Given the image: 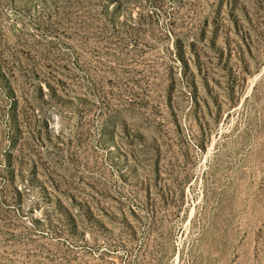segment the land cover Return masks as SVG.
<instances>
[{"label": "rangeland", "instance_id": "obj_1", "mask_svg": "<svg viewBox=\"0 0 264 264\" xmlns=\"http://www.w3.org/2000/svg\"><path fill=\"white\" fill-rule=\"evenodd\" d=\"M0 264H264V0H0Z\"/></svg>", "mask_w": 264, "mask_h": 264}]
</instances>
